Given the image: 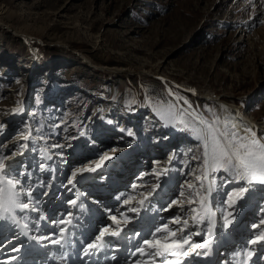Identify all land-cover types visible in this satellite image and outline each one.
I'll return each mask as SVG.
<instances>
[{
    "label": "rangeland",
    "instance_id": "rangeland-1",
    "mask_svg": "<svg viewBox=\"0 0 264 264\" xmlns=\"http://www.w3.org/2000/svg\"><path fill=\"white\" fill-rule=\"evenodd\" d=\"M0 1L1 20L8 26L0 29V156L7 157L5 166H11L7 171L19 173L20 182L23 170L35 173L33 179L38 176L41 205L47 189L53 187L40 171L44 149L53 157L52 166L62 184L72 180L83 185L79 176L92 168L91 175L108 172L102 181L114 185L105 192L115 194L116 186H121L116 195H124L122 202L130 198V209L138 211L121 208L119 212L133 215L136 222L156 211V220L161 219L157 223H168V230L175 233L168 241L203 235L205 221L198 232L191 227L182 233L183 222L201 212L200 197L207 196L210 186V204L215 202L225 229L219 237L231 239L228 231L246 213L241 201L249 194L245 227L264 224L263 187L250 189L248 182H236L222 170L211 172L207 186L203 142L179 125L166 139L161 119L171 105L175 123L182 118L202 127L199 118L203 117L219 128L217 102L194 98L190 93L195 90L223 96L242 115L264 125V0ZM21 33L30 38L28 44ZM100 66L124 67L133 73L109 72ZM181 108L192 116H181ZM29 127L35 136L25 149L23 139ZM84 131L90 136L82 141L77 135ZM134 144L138 146L133 148ZM121 148L125 152L117 161L121 169L113 173L114 151ZM22 151L29 161L19 155ZM102 181H97L100 187H104ZM32 184L33 180L28 183ZM243 188L248 189L246 194ZM92 193L93 197L98 192ZM146 197L149 201L144 207ZM173 200L177 203L172 204ZM121 203L113 205L114 209ZM100 207L93 205V211L101 220ZM119 215L115 216L123 218ZM261 233L263 227L251 238Z\"/></svg>",
    "mask_w": 264,
    "mask_h": 264
},
{
    "label": "bare ground",
    "instance_id": "bare-ground-1",
    "mask_svg": "<svg viewBox=\"0 0 264 264\" xmlns=\"http://www.w3.org/2000/svg\"><path fill=\"white\" fill-rule=\"evenodd\" d=\"M3 13H4V9L2 8V4H1V1H0V29H4V28L8 27L3 22V20H1V17H3ZM12 33H13V35H17L16 30H12ZM18 33H20V32H18ZM21 38L27 44L30 41V38L27 37L25 34L23 35L22 33H21ZM34 53L35 52L32 49V55H35ZM83 57L86 59L87 62H89V60H88V58L86 56H83ZM100 67L102 69L106 70V71L118 72V73H121V74H124V75H128V74L133 73L131 70H129L128 68H124V67H113V66H111V67L100 66ZM190 94L194 98H197L198 100H209V99H212L215 102H217L218 106L220 107V111H219V114H220L219 115V119H220L219 128L220 129L224 128V122L227 121L229 128H231L232 124H236L238 126V128L236 130L240 131L241 135H243V129L244 128L251 127L257 133L258 137H263L264 125L261 124L260 121H258V120H255V119H252V118H248V117H245L244 115H242L240 113L239 109L237 108V106L235 104H233V103H230V102H227L226 100H224L223 96H214V97H212L209 94L200 93V92L195 91V90H193L192 93H190ZM161 119L163 120V123L165 124V129L168 132V135L166 136V139H168V138H170V137H172L174 135V131H175V127L176 126H173V125L175 124V119H173V120L165 119V118L162 117V114H161ZM202 127H203V125H202ZM29 141L30 140H28V143H29ZM132 146H133V148H136L138 146V144H136V145L134 144ZM121 149H123V150L114 151L116 155L113 156V161L112 162L116 163V164H115V167H110V170L113 169L111 171L113 173L116 172V170H120L121 169V163L117 164V161L120 160L121 158H123L124 153H125L124 152V148H121ZM19 155H21L22 158L24 157V158H26L27 161H29V157H28L27 153L24 154V156H23V151H22V152H20ZM47 156L50 157V159H45L41 155V157L43 158L42 162H43V165L45 167L43 169H41L40 171L42 173H44V174L45 173L46 174L47 173L52 174L53 172L55 173V168L52 166L53 157L48 155V154H47ZM6 168H7V165H6ZM6 171H7V169H6ZM205 171H206V169H205ZM23 172L27 173L26 175H24V178H26V180H28V177L35 175V173L30 171L29 169L23 170ZM107 173L108 172H105V174H103V177L104 176L105 177L108 176ZM122 175H124V173ZM210 175H211V172H209L208 175H207V180H208L207 186L209 185V182H210ZM57 177L58 176L55 175L56 181H57ZM26 180L23 181V183L21 184L22 187L28 185L29 182H27ZM100 180L102 181L103 178H100L97 181L100 183ZM84 181H86V180H84ZM102 182L104 183L105 181H102ZM81 185H82V182L79 185L74 184V183H68V184H63L62 185V187H64V189H65L64 191H62V196L63 197L65 195H68L67 194L68 191L66 189H71V191L75 192L74 194H72V197L69 198V200H71V201H68L67 204H66V202H62V200L57 199V200L51 201L50 203H48V202H46L44 204L42 203L43 206H40V208L37 209V206L40 205L39 201H37V198L35 199L34 196L32 195V203L35 205V207L37 209L36 211H32V210L20 211L19 209H17V213L19 215H21L22 218H23L21 221L25 220V222H23L22 225L23 224H27L29 229L33 227V228H35L34 231H36L34 235L32 234V231H30V232L27 231V233H25L24 236H28V237L26 238V240H24L23 243H26V244L29 243V241L32 239V237H40V236L49 237L50 236L49 237L50 239H46V240H42V241H38L36 239H32V244L36 245L37 250L40 253L43 254L42 257L46 256L45 252L47 251V248L49 246H52L54 243H52L51 241L55 240L54 237H53V234H49V235L45 234L46 232H50L51 233L52 231H54V227L51 229V226L54 224V222H53L54 218L47 219V217H54L56 215V213L57 214H61L64 210H66V207L70 206V205H73L72 209H74L76 211V209H78V207H79L77 205V201L80 199V195L82 193L81 189L84 186V182H83L82 187H81ZM104 185H105V183H104ZM109 185H111L110 181L107 183V186H109ZM112 185H114V182H113ZM136 185L137 184L132 185L131 188L133 186H136ZM210 185H211V183H210ZM249 185H250L249 186L250 189L252 188L253 190L255 189V187H258V188L259 187L260 188L263 187L264 188L263 184H259V183H255V182L249 183ZM30 187L31 186L28 185L29 189H30ZM80 187H81V189H80ZM104 187L98 186V188H100V189L101 188L104 189ZM96 192H99V190L96 191ZM252 193L253 192L251 191V194ZM91 195H93L92 192H90L89 196H91ZM159 195H160V190L155 191V198L156 199H158ZM211 196H212V194H211ZM246 197H247V195L245 196V200H246ZM248 197L250 198V194L248 195ZM248 197H247V201L244 200V201L241 202L242 206H244V210H245L246 213L242 214L243 216L241 215V218H239L240 220H239L238 223H235V224H237V226H235L234 228L229 229V231H228V234L230 235L231 239H234L236 237L234 239V241H232L231 239L230 240H226V238H221V237L217 238V236H215L214 244L217 243L219 248L224 250V248H229L231 246V244L240 243V245L243 246V248L246 249V253H244L242 256L245 257L246 260H251L253 262V261L256 260V255H257V254H255V251L256 250H260L261 251L263 249L264 240H259L257 243L252 244V243L249 242L248 239L250 237V239L252 241L253 238H251V236L254 233H256L259 230H261L262 227L264 228V224H262V223L261 224H255L254 226H250V227L246 226V228H245V219H246V216H247L246 214H247V212H249V214H250V210L249 209H250V205H251L250 204V200H248ZM93 198H95V197H93ZM213 198H214V196H213ZM126 200L129 201L127 204H125L124 202L121 201L122 202L121 204L123 206H121L120 208H116V209H114L113 205L115 203H112V201L110 202V205H108L107 207H105L104 205H101L102 206V207H100L101 211L99 210L100 212H98V213L101 214V221L105 220L106 223H107V224L105 223L104 226L100 227L101 230L104 229V228L108 229V233H106L105 236H104L106 241H108L110 239L111 235H109V233H111L113 231H118L119 233L123 232L122 233L123 236H127L128 234L131 233V234L134 235V237H135V235H137V232L140 231V230L144 233V235L146 233H149V235L145 236V238L140 239L137 242V245H136V248H135V250L137 248H143L144 249L143 254L139 252V255L137 257H135L133 260L131 258V260L128 261L129 264H162L164 259H167V260H170V261H177L178 260V261H180V264H205L207 262L209 257L208 256H204L203 253L207 249L210 248L209 241H207L208 242L207 247H204V248H192L191 247L193 244H204L206 242V240H207L206 234H204V232H203V231H205V229L202 230L203 235L201 234L200 237L198 236L199 234L196 233L195 236H197V238L193 236V239H189V238L182 239L181 238L182 240L177 241V242H182L185 239L188 240L189 242L184 244L185 248H182V249L172 248V249L169 250L168 253H165V256H163V257L155 255L156 252L163 251V249L149 247L148 245L144 244V240L147 238V240H152L154 243L156 241H159V240H160L159 241L160 243H171L172 241H170V240L168 241L169 238H174V235H172V232L169 231L171 229L168 230L169 227H167V230H163V226L164 225L160 224V223H157V222L161 221L160 218H159L160 220L159 219L156 220V218H158L157 217V212H156V214H154L153 211H151V213L154 215V217H153V215L151 213H149L148 214V218H146V219L143 218V219H141V221H136V222L133 221V218H135V217H133V218L131 217L130 218L128 216H124L126 214L123 213V212L120 213L119 210L121 208H125V212H127V211L130 212V208L132 207V203H133L130 198H128ZM22 201L23 202H27V197L23 196L22 197ZM72 201H75V204H73ZM96 201H97L96 198H95V201H92L93 203L90 206L92 211H93V205L95 206V208L97 206V204L94 203ZM148 201H149V198L146 197V199L144 201V207L147 206ZM82 204H83V206H86V205L91 204V202L88 203V202H86V200H83ZM106 204H109V203L107 202ZM47 206L51 207V209L48 210L49 207H47ZM151 206L152 207H156V205H153V204L149 205V207H151ZM110 209H112V211L114 212V214L112 216L119 215V213H120V215H119L120 217L123 216V218H121V219L117 218L118 223H114L110 219L109 216L107 217L106 214L108 213V211ZM242 209H243V207H242ZM146 211H149V210H146ZM241 213H242V211H241ZM201 214L202 213L200 212L198 215H196V219H193V217H191L190 219H187L186 220L187 221L186 225L183 222L184 228H183L182 233H184V231H188V229H190L191 227H194V229H196L195 232H198L199 228H200V225L202 224L201 222H199ZM95 215L97 216V214H95ZM104 215H106V217H103ZM41 216L45 217V219H40ZM215 217L218 218V220H217L218 223H221V220H220L219 216H217V214L213 217L214 223H215ZM65 221H69V220L66 219ZM99 221H100V218L98 217V222ZM205 223H206V225H209L207 223V220H205ZM235 224H233V225H235ZM109 225H111V226H109ZM166 225H168V223ZM247 227H249V228H247ZM213 228H215L214 225L212 226V229ZM133 229H134V231H133ZM157 229H162V230L157 232ZM225 234H227V233H225ZM160 235H163V236L161 237ZM212 236H214V235H212ZM219 236H221V233H220ZM247 236H248V238H246ZM237 238L239 239V241H237ZM126 240H127V238H126ZM9 241H10L9 239H6L4 241H0V250L13 251V250L18 248V246L16 244L15 245H10ZM183 251H188L189 255L187 257L183 256L181 254ZM171 252H176V253H178V255L173 256V255L170 254ZM196 253H200V255H197ZM248 253H251V255H248ZM210 254H211V251H210ZM13 255L14 254L9 255V257H8L9 260L15 259V257ZM262 263L264 264V260L262 261Z\"/></svg>",
    "mask_w": 264,
    "mask_h": 264
},
{
    "label": "snow or ice",
    "instance_id": "snow-or-ice-1",
    "mask_svg": "<svg viewBox=\"0 0 264 264\" xmlns=\"http://www.w3.org/2000/svg\"><path fill=\"white\" fill-rule=\"evenodd\" d=\"M171 94V93H170ZM180 99V98H177ZM185 105L190 109L191 105H188L186 100L183 101ZM13 111H17V109H13ZM162 117L168 120L175 119V113L172 111V106L170 105L168 110L162 112ZM181 116L188 115L192 116L191 112H186L184 108L180 109ZM195 119V117H193ZM199 124L203 125V127H196L189 121L184 119H179L173 126H181V130L188 129L192 131L195 135V138L203 142V165L205 166V178L209 172L216 173L226 172L230 174L236 182L239 181H247L249 183H259L264 184V137H258L257 133L251 128L246 127L243 129V135L240 134V131L236 130L238 126L236 124H232L231 128L228 126V122H224V128L220 129L216 126V122H209L205 120L203 117L199 118ZM25 140L29 139L28 136L24 137ZM23 147V145L21 146ZM41 154L45 159H50L47 156L46 150L42 149ZM7 159L6 156H0V220L10 221L12 224L21 227L22 229H26L28 227L27 224L21 225L19 220H17L15 211L19 209L20 211H27L32 210L36 211L35 205L32 203V193L31 190L24 191L20 180L18 179L19 173L13 175L6 171V166L4 160ZM8 168L11 166L8 165ZM41 169L44 168V165H40ZM80 171L79 169L76 172H73V177L76 176L77 172ZM166 171V170H165ZM201 177H197V180H200ZM69 183H72L70 180ZM215 181H212L214 184ZM189 188L194 187L193 185L189 184ZM213 188L210 186L208 189L207 196L200 197V220L199 222L203 223L207 220L209 224L208 234H212V226L214 225L213 217L216 215V212L210 206V198ZM243 192H247V188L242 189ZM151 195V192L149 193ZM181 196H184V193L181 192ZM199 196V193H196ZM22 196L27 197V202L22 201ZM229 200H231V196H229ZM129 201L125 200L124 203L127 204ZM195 200H190L189 203H195ZM75 204V201H72ZM143 204V201H140ZM172 204L177 203V201L173 200ZM132 212H136L137 209L132 208L130 209ZM191 211L193 213L197 212L196 208H192ZM40 219H45V217L41 216ZM110 219L114 223H118L116 216H110ZM193 219H196L193 216ZM227 223H231V221L227 220ZM70 222L61 219L59 221L60 224ZM184 224H187V221H184ZM162 229H157V232L161 231ZM163 230H167V225L163 226ZM61 235L64 232V229L61 228ZM108 233V229H102L99 234L95 237V241L86 244L83 249L84 255H94L95 250H98L100 247L103 246V238L105 234ZM118 231H113L109 233V235L115 237L119 236ZM172 235H175L173 232ZM32 239H36L38 241L50 239L47 236H40V237H32ZM259 240H264V233L257 235L255 239L250 241V243L255 244ZM52 243H60L59 240H52ZM188 243L185 239L182 242L173 241L171 243H160L156 241L155 243L152 240H144V244L148 245L152 248H161L163 251H158L155 253L157 256H165V253H168L172 248H179L182 249L184 244ZM208 242L206 241L204 244H193L192 248H204L207 247ZM63 246V245H62ZM138 252H144L143 248H138ZM171 255L175 256L178 255L176 252H171ZM183 256L187 257L189 255L188 251H183L181 253ZM200 255V253H196ZM207 253H205L206 255ZM251 255V253H248ZM115 259V257H113ZM162 264H180V261H170L164 259ZM239 264V262H238Z\"/></svg>",
    "mask_w": 264,
    "mask_h": 264
},
{
    "label": "trees",
    "instance_id": "trees-1",
    "mask_svg": "<svg viewBox=\"0 0 264 264\" xmlns=\"http://www.w3.org/2000/svg\"><path fill=\"white\" fill-rule=\"evenodd\" d=\"M157 139V138H156Z\"/></svg>",
    "mask_w": 264,
    "mask_h": 264
}]
</instances>
